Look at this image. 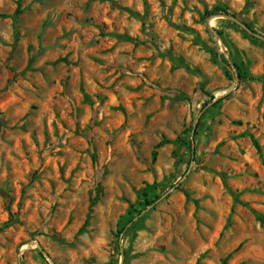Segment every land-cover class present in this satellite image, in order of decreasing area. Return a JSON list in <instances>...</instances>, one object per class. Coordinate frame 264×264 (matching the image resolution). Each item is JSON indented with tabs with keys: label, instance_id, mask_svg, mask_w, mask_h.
<instances>
[{
	"label": "rangeland",
	"instance_id": "obj_1",
	"mask_svg": "<svg viewBox=\"0 0 264 264\" xmlns=\"http://www.w3.org/2000/svg\"><path fill=\"white\" fill-rule=\"evenodd\" d=\"M0 264H264V0H0Z\"/></svg>",
	"mask_w": 264,
	"mask_h": 264
},
{
	"label": "trees",
	"instance_id": "obj_2",
	"mask_svg": "<svg viewBox=\"0 0 264 264\" xmlns=\"http://www.w3.org/2000/svg\"><path fill=\"white\" fill-rule=\"evenodd\" d=\"M218 12H221L222 14H224V15H227V13H226V11H218V10H213V13H218ZM19 13H20V11H19V9H18V7H16V9L13 11V13L10 15V16H3V15H1V17L2 18H9L10 20H11V23H12V30H13V33L15 34L16 33V27H15V22H16V18H17V16L19 15ZM229 15V14H228ZM243 26L246 28V30H248V31H250L252 34H254L255 32L251 29V27L248 25V24H246V23H243ZM119 38H121V37H119ZM224 64V63H223ZM239 76V75H238ZM240 78H243L242 76H240ZM222 98H224V97H220V98H217V99H215L214 101H212V97H210L209 96V100L208 101H206L204 104H203V107H215L218 103H219V101L222 99ZM195 134V133H194ZM180 142V139L178 138V137H176L175 139H173V140H163V141H161L160 143H158L156 146L157 147H159L161 144H163V143H179ZM254 146H255V148L257 149L258 147H257V144L254 142ZM149 194V193H148ZM148 194H147V192L146 193H144V195H143V197L145 198V201H144V203H145V206H152L159 198H160V196H161V194L160 195H158V196H154L153 197V199L152 200H149L148 199ZM130 222V221H129ZM123 231V229H121L120 231H119V233L120 232H122ZM223 263H224V261H223Z\"/></svg>",
	"mask_w": 264,
	"mask_h": 264
},
{
	"label": "water",
	"instance_id": "obj_3",
	"mask_svg": "<svg viewBox=\"0 0 264 264\" xmlns=\"http://www.w3.org/2000/svg\"><path fill=\"white\" fill-rule=\"evenodd\" d=\"M244 28H245V27H244ZM245 29H246V28H245ZM247 31H248V30H247ZM248 32H249L251 35L256 36L255 33L252 34L250 31H248ZM37 249H38L39 253H40L43 257H45V258L47 257L46 254H44L43 251H41L38 247H37Z\"/></svg>",
	"mask_w": 264,
	"mask_h": 264
}]
</instances>
